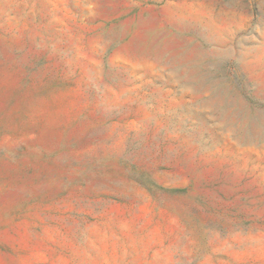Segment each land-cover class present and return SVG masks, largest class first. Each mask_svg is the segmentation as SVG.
Listing matches in <instances>:
<instances>
[{"label": "rangeland", "instance_id": "rangeland-1", "mask_svg": "<svg viewBox=\"0 0 264 264\" xmlns=\"http://www.w3.org/2000/svg\"><path fill=\"white\" fill-rule=\"evenodd\" d=\"M0 264H264V0H0Z\"/></svg>", "mask_w": 264, "mask_h": 264}]
</instances>
